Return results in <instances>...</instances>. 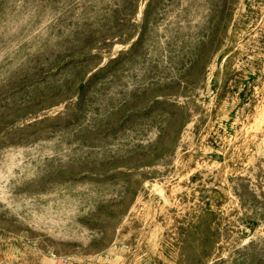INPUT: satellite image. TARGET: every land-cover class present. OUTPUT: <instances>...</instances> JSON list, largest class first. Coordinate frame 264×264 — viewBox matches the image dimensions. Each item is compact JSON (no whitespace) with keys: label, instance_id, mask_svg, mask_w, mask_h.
Listing matches in <instances>:
<instances>
[{"label":"rangeland","instance_id":"obj_1","mask_svg":"<svg viewBox=\"0 0 264 264\" xmlns=\"http://www.w3.org/2000/svg\"><path fill=\"white\" fill-rule=\"evenodd\" d=\"M264 264V0H0V264Z\"/></svg>","mask_w":264,"mask_h":264},{"label":"built area","instance_id":"obj_2","mask_svg":"<svg viewBox=\"0 0 264 264\" xmlns=\"http://www.w3.org/2000/svg\"><path fill=\"white\" fill-rule=\"evenodd\" d=\"M62 264H73V263H71V262H64V263H62Z\"/></svg>","mask_w":264,"mask_h":264}]
</instances>
